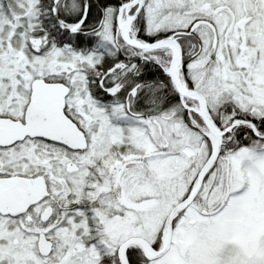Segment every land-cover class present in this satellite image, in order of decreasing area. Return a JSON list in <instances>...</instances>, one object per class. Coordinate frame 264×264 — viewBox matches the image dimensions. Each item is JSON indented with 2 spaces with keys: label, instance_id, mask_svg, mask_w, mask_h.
I'll list each match as a JSON object with an SVG mask.
<instances>
[{
  "label": "snow or ice",
  "instance_id": "obj_1",
  "mask_svg": "<svg viewBox=\"0 0 264 264\" xmlns=\"http://www.w3.org/2000/svg\"><path fill=\"white\" fill-rule=\"evenodd\" d=\"M0 264H264V0H0Z\"/></svg>",
  "mask_w": 264,
  "mask_h": 264
}]
</instances>
